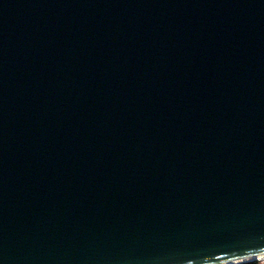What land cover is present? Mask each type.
I'll list each match as a JSON object with an SVG mask.
<instances>
[{"label":"water","instance_id":"water-1","mask_svg":"<svg viewBox=\"0 0 264 264\" xmlns=\"http://www.w3.org/2000/svg\"><path fill=\"white\" fill-rule=\"evenodd\" d=\"M257 250L264 0H0V264Z\"/></svg>","mask_w":264,"mask_h":264},{"label":"bare ground","instance_id":"bare-ground-1","mask_svg":"<svg viewBox=\"0 0 264 264\" xmlns=\"http://www.w3.org/2000/svg\"><path fill=\"white\" fill-rule=\"evenodd\" d=\"M263 258H264V251L257 250L236 257L228 258L215 264H238L247 261H259V259H263Z\"/></svg>","mask_w":264,"mask_h":264},{"label":"trees","instance_id":"trees-1","mask_svg":"<svg viewBox=\"0 0 264 264\" xmlns=\"http://www.w3.org/2000/svg\"><path fill=\"white\" fill-rule=\"evenodd\" d=\"M263 259H259V261H262ZM259 261H247V262H242V263H238V264H259Z\"/></svg>","mask_w":264,"mask_h":264},{"label":"rangeland","instance_id":"rangeland-1","mask_svg":"<svg viewBox=\"0 0 264 264\" xmlns=\"http://www.w3.org/2000/svg\"><path fill=\"white\" fill-rule=\"evenodd\" d=\"M259 264H264V260H262V261H259Z\"/></svg>","mask_w":264,"mask_h":264}]
</instances>
